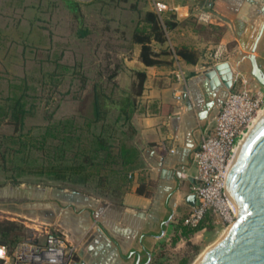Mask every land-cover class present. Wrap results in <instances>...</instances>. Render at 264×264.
Returning <instances> with one entry per match:
<instances>
[{"label": "rangeland", "instance_id": "rangeland-1", "mask_svg": "<svg viewBox=\"0 0 264 264\" xmlns=\"http://www.w3.org/2000/svg\"><path fill=\"white\" fill-rule=\"evenodd\" d=\"M76 1L77 4L71 0H0V103L9 93L10 83L28 82L26 89L31 111L27 116L26 131L38 134L51 122L72 115L82 119L83 114L91 111L93 87L97 82L102 83L107 91L114 89L116 95L131 86L134 75L126 70L124 59L133 54L132 32L142 13L154 9L153 0ZM196 13L192 10L187 17L176 16L178 25L169 32L168 40L161 47L172 50L178 44H189L199 48L202 54L211 52V66L220 60L233 59L236 60L234 69L231 67L234 72L240 68L248 69L249 62L243 55L249 52L246 48L259 33L261 14L253 16L254 28L249 30L250 39L242 40L246 44L243 47L225 17L215 14L210 22L203 23L197 19ZM85 29L89 33L80 36ZM256 54L264 69V33ZM174 59L178 81L184 82L179 76V58ZM243 75L258 83L264 102V85L248 70L239 74L234 90L240 89ZM110 110L107 125L116 126L118 138L129 139L131 132L128 130L122 134L121 128L115 124V107L111 106ZM0 124V131H13L6 120ZM135 141L136 136L128 143ZM14 168L16 164L8 162L4 165L0 157V183L8 180V175L15 172ZM143 169L148 175L145 164ZM24 179L21 184L0 186V221L21 223L25 227L22 241H43L47 230L67 236L76 246L75 264L91 263L86 253L96 252L103 243L93 222L95 212L89 218L88 208L77 211L71 203H63L64 200L52 188H64L68 192L78 190L98 199L99 206H92L97 211H103L109 205H121L116 203L119 196L112 191L113 188L103 189L97 186V181L86 187L51 180L38 183L40 179L34 175L24 176ZM149 181L153 193L154 182L151 178ZM35 185L49 190L37 191ZM7 190L16 193H6ZM183 210L181 216L175 218L176 222L189 211ZM226 227L227 224L218 217L212 221V227L176 242L172 229L158 241L152 258L163 264H180L181 259L187 257L190 259L188 264H194L219 240Z\"/></svg>", "mask_w": 264, "mask_h": 264}, {"label": "crops", "instance_id": "crops-1", "mask_svg": "<svg viewBox=\"0 0 264 264\" xmlns=\"http://www.w3.org/2000/svg\"><path fill=\"white\" fill-rule=\"evenodd\" d=\"M176 4L179 18L189 16L192 10L222 15L236 36L247 41L249 30L254 28L252 18L260 13L262 5L253 4L250 8L246 0H179ZM133 46V54L125 57L124 65L133 75L137 71L132 67L136 61L146 66L147 78L133 124L147 177L154 182V191L151 196L138 194L135 184L125 194L122 205H109L103 211H97L93 204L90 206L88 217L91 218L94 211L93 222L97 229L101 225L118 245L98 230L103 243L96 252L86 253L91 261L89 264H134L138 254L144 261L147 258L145 249L153 254L158 241L171 232L180 212L190 210L186 199L197 174L194 151L203 136L215 126L223 102L222 98L209 95V83L204 75L211 66V52L202 54L195 64L179 59L178 64L181 63L185 71L184 82H181L177 78L175 62L170 66H148L140 58L141 46L134 43ZM223 61H229L234 69L236 60ZM87 204L82 201L75 209L83 211ZM84 222L87 224L86 220Z\"/></svg>", "mask_w": 264, "mask_h": 264}, {"label": "trees", "instance_id": "trees-1", "mask_svg": "<svg viewBox=\"0 0 264 264\" xmlns=\"http://www.w3.org/2000/svg\"><path fill=\"white\" fill-rule=\"evenodd\" d=\"M71 2L78 3L76 0ZM177 25L174 13H158L154 9L142 13L132 32V41L141 46L140 58L146 65L170 66L176 56L187 64L198 62L202 51L195 46L178 44L172 50L161 47L168 40L169 32ZM88 33L87 29L82 30L80 36ZM146 78V72L135 71L131 86L121 89L118 95L114 89L107 91L102 83H95L90 112L83 114L82 119L72 115L51 122L38 134L25 130L27 116L31 111L28 107L30 95L26 89L29 87L28 82L10 83L9 93L0 103V122L6 120L13 131H0V157L4 165L11 162L19 169L14 168L15 172L8 175V180L1 182L0 186L6 183L21 184L25 182L24 176L34 175L39 177L38 183L51 180L87 187L97 181V186L103 189L113 188L112 191L119 196L116 203L121 205L125 194L135 184L138 194L151 196L150 181L143 169L141 147L136 141L128 143L137 134L133 117ZM114 85L117 86L116 83ZM111 106L117 111L115 124L121 128L122 134L128 130L131 132L129 139L118 138L116 126L107 125ZM185 216L172 224L174 242L182 237L189 239L195 232L212 227L210 212L198 226L185 224ZM24 228L16 221H0V243L12 250L22 241ZM155 254L148 264H163L159 259L152 258ZM189 260L184 257L180 264H188Z\"/></svg>", "mask_w": 264, "mask_h": 264}, {"label": "built area", "instance_id": "built-area-1", "mask_svg": "<svg viewBox=\"0 0 264 264\" xmlns=\"http://www.w3.org/2000/svg\"><path fill=\"white\" fill-rule=\"evenodd\" d=\"M178 1L153 0V8L158 13L176 14ZM196 16L203 23L213 18L210 12L203 10ZM220 51L221 48L217 54ZM179 67V76L184 78L185 71L180 64ZM263 103L261 88L247 75L241 77L240 89H233L223 100L215 126L194 151L197 174L191 194L195 195L196 203L190 205L185 224L198 226L208 212L214 221L219 217L227 226L234 220L235 212L226 195L228 174L237 147ZM75 254L74 242L48 230L44 232L43 241H20L12 250L0 243V264H75Z\"/></svg>", "mask_w": 264, "mask_h": 264}, {"label": "water", "instance_id": "water-1", "mask_svg": "<svg viewBox=\"0 0 264 264\" xmlns=\"http://www.w3.org/2000/svg\"><path fill=\"white\" fill-rule=\"evenodd\" d=\"M246 3L248 6L262 3L260 14L262 18L264 17V0H246ZM263 33L264 24L252 45L246 48L249 52L243 55L249 62L248 69L240 68L238 72H234L229 61H220L204 72L209 83L210 96L215 95L224 100L236 86L239 74L246 70L264 85V69L256 54ZM240 40L242 41L243 38ZM242 43L243 47H246L243 41ZM132 67L144 71L146 66L136 61ZM242 140L244 141L239 151L236 150L233 157L226 188L227 199L235 212V218L226 227L219 240L207 249L204 256L195 264H264V115L252 129H249ZM34 188L37 191L49 190L39 185H35ZM52 190L64 200L63 203H71L76 208L82 201L89 204H87L88 210L92 204L95 206L100 202L96 198L83 195L78 190L72 192L64 188H52ZM186 200L190 205L196 203L194 194L188 195ZM98 230L107 240L114 241L118 245L115 239H111L106 234L101 225ZM145 252L147 261H142L141 255L138 254L134 264H148L152 254L147 249Z\"/></svg>", "mask_w": 264, "mask_h": 264}, {"label": "bare ground", "instance_id": "bare-ground-1", "mask_svg": "<svg viewBox=\"0 0 264 264\" xmlns=\"http://www.w3.org/2000/svg\"><path fill=\"white\" fill-rule=\"evenodd\" d=\"M246 6V5H245ZM249 7V6H248ZM247 7V8H248ZM250 8H251V6H250ZM244 9V8H243ZM252 12V11H251ZM246 13V12H245ZM250 14V13H249ZM257 15V14H256ZM253 16V15H252ZM264 24V17L262 18V20H261V22H260V24H259V26H260V30H261V28H262V25ZM259 30V31H260ZM232 69V68H231ZM233 71V70H232ZM237 72V71H236ZM264 115V108H262L258 113H257V115H256V117L254 118V120H253V122H252V124H251V129L256 125V123L261 119V117ZM243 141L244 140H242V141H240V143H239V145H238V147H237V151H239V149H240V147H241V145H242V143H243ZM12 189V188H11ZM16 190V189H15ZM8 192H6V193H10V194H12V193H14V191H10V190H7ZM16 193V192H15ZM14 193V194H15ZM20 193V192H19ZM204 254H205V252L203 253V254H201L202 256H200V258L198 259H196L197 261H199L203 256H204ZM196 261V262H197ZM195 262V263H196ZM194 263V264H195Z\"/></svg>", "mask_w": 264, "mask_h": 264}]
</instances>
